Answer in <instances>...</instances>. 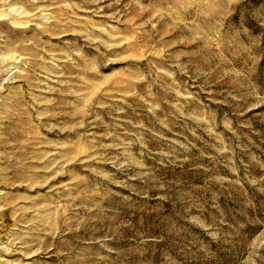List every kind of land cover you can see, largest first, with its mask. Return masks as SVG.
<instances>
[{
  "label": "rangeland",
  "instance_id": "374dc122",
  "mask_svg": "<svg viewBox=\"0 0 264 264\" xmlns=\"http://www.w3.org/2000/svg\"><path fill=\"white\" fill-rule=\"evenodd\" d=\"M0 264H264V0H0Z\"/></svg>",
  "mask_w": 264,
  "mask_h": 264
}]
</instances>
